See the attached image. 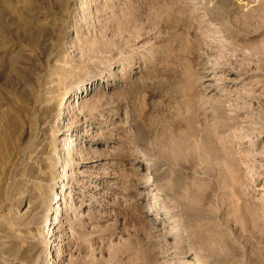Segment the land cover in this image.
I'll return each mask as SVG.
<instances>
[{
    "label": "rangeland",
    "instance_id": "obj_1",
    "mask_svg": "<svg viewBox=\"0 0 264 264\" xmlns=\"http://www.w3.org/2000/svg\"><path fill=\"white\" fill-rule=\"evenodd\" d=\"M0 264H264V0H0Z\"/></svg>",
    "mask_w": 264,
    "mask_h": 264
},
{
    "label": "bare ground",
    "instance_id": "obj_2",
    "mask_svg": "<svg viewBox=\"0 0 264 264\" xmlns=\"http://www.w3.org/2000/svg\"><path fill=\"white\" fill-rule=\"evenodd\" d=\"M68 104V103H67ZM72 107V106H71ZM73 108V107H72ZM71 113V112H70ZM69 115V114H68ZM61 149V148H60ZM68 149V148H67ZM68 151V150H67ZM61 152V151H60ZM65 154V153H64ZM66 176V175H65ZM63 178V177H62ZM64 181H65V179H64ZM57 211V210H56ZM61 212V211H60ZM58 216V215H57ZM58 218V217H57ZM59 221V220H58ZM54 223V222H53ZM186 262V261H185ZM184 262V263H185Z\"/></svg>",
    "mask_w": 264,
    "mask_h": 264
}]
</instances>
